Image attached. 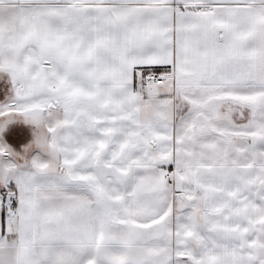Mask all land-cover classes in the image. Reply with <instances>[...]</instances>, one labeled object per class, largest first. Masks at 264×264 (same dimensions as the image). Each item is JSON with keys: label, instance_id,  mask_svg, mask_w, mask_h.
I'll use <instances>...</instances> for the list:
<instances>
[{"label": "snow or ice", "instance_id": "1", "mask_svg": "<svg viewBox=\"0 0 264 264\" xmlns=\"http://www.w3.org/2000/svg\"><path fill=\"white\" fill-rule=\"evenodd\" d=\"M0 264H264V0H0Z\"/></svg>", "mask_w": 264, "mask_h": 264}]
</instances>
